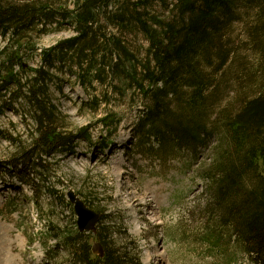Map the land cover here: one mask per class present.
I'll return each instance as SVG.
<instances>
[{
	"label": "trees",
	"instance_id": "trees-1",
	"mask_svg": "<svg viewBox=\"0 0 264 264\" xmlns=\"http://www.w3.org/2000/svg\"><path fill=\"white\" fill-rule=\"evenodd\" d=\"M157 6L169 11L167 0H0V118L13 114L23 126L0 129V145L12 148L0 176L14 170L27 185L58 154L92 143L89 127L68 128L54 96L70 84L66 68L93 109L123 98L141 103L135 148L143 156L164 162L181 154L191 163L203 150L194 209L206 228L207 253L232 243L250 264H264V0H175L172 21ZM235 23L244 47L232 40ZM68 28L74 35L28 65L37 40ZM132 35L147 48L129 46ZM99 123L111 135L119 121L108 112ZM106 140L99 142L103 151L111 146ZM97 213L95 234L49 228L64 264H142L122 218L114 224ZM93 241L102 257L93 255Z\"/></svg>",
	"mask_w": 264,
	"mask_h": 264
},
{
	"label": "rangeland",
	"instance_id": "rangeland-1",
	"mask_svg": "<svg viewBox=\"0 0 264 264\" xmlns=\"http://www.w3.org/2000/svg\"><path fill=\"white\" fill-rule=\"evenodd\" d=\"M167 2L169 11L158 6L153 9L172 21L175 0ZM231 32L235 44L242 43L244 47L241 25L233 24ZM72 35L74 31L68 28L37 40V51L28 65L36 66L41 50ZM127 39L134 49L140 44L147 48L141 35ZM4 43L0 40V46ZM63 72L70 84L64 86L61 96L56 92L54 96L66 116L68 128L89 127L93 141L79 143L73 153L58 154L50 160L51 166L44 176L30 175L27 185L21 183L14 170L0 176V264L65 263L66 253L56 247L49 228L58 225L65 230L74 229L76 215L72 205L67 208L57 203L48 190L64 198V203H69L67 194L73 192L94 212L111 216L114 224L122 218L123 226L137 244L142 264H250L248 256L232 243H223L212 255L203 245L206 228L199 208L194 206L203 189L198 169L204 167V151H199V158L191 163L189 156L181 154L164 162L143 156L135 148L136 123L144 108L141 103L123 98L112 101L109 109H104L103 104L93 109L88 104L90 95L73 83L74 75L70 76L66 68ZM232 94L229 92L224 98L230 101ZM108 112L116 114L119 121L111 135L99 123ZM11 124L23 132L17 116L0 118V129L9 131ZM103 140L111 143L105 151L99 143ZM10 152L12 148L2 142L0 161Z\"/></svg>",
	"mask_w": 264,
	"mask_h": 264
},
{
	"label": "water",
	"instance_id": "water-1",
	"mask_svg": "<svg viewBox=\"0 0 264 264\" xmlns=\"http://www.w3.org/2000/svg\"><path fill=\"white\" fill-rule=\"evenodd\" d=\"M67 197L76 215V229L78 232L95 234L99 215L88 208L73 192H69ZM91 251L98 257L103 256V249L98 242L91 245Z\"/></svg>",
	"mask_w": 264,
	"mask_h": 264
}]
</instances>
